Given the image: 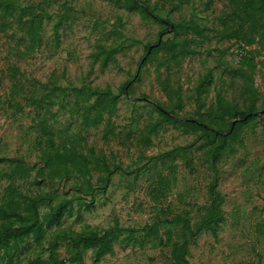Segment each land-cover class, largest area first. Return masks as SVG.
I'll list each match as a JSON object with an SVG mask.
<instances>
[{"label":"rangeland","instance_id":"obj_1","mask_svg":"<svg viewBox=\"0 0 264 264\" xmlns=\"http://www.w3.org/2000/svg\"><path fill=\"white\" fill-rule=\"evenodd\" d=\"M20 1L40 3L46 17L35 48L29 47V37L16 17L7 16L9 23L0 31V205L12 184L16 194L45 192L58 198L83 195L86 202L92 198L89 209L66 214L59 227L76 231L86 225L103 228L115 223L141 227L162 220L161 238L147 237L136 244L116 243L114 253L104 255L98 263L94 261L96 249H88L84 264H171L167 231L171 224L167 220L181 215L195 223L206 210L208 184L216 174L218 188L225 196L224 220L217 238L203 230L189 241L190 264H264V50L255 52L256 43L246 46L247 54L255 61L244 62L240 41L223 33L230 10L226 0H189L180 8L172 6L177 0H149L157 3L161 17L172 21L194 17L204 31L195 37L194 52L170 65L148 60L140 67L139 79H133V74L139 69L145 44L155 41L164 29L158 22L114 0ZM60 18L62 24L56 35L54 24ZM116 28L128 38L124 48L115 53L116 60L102 67L93 53L99 42L109 43L117 36ZM207 72L210 81L202 90L201 112L215 108L218 92L240 105L245 103V86L253 85L259 96L257 119L242 129V141L235 142L234 152L222 156L217 171L210 165L202 139L189 129L166 122L148 138L142 137L148 124L159 117L152 106L155 102L167 108L176 105V99L172 103L167 95L170 89L181 90L183 104L176 106L177 114L197 117L195 90ZM129 79L133 95L121 94L109 120L83 128L70 113L71 105L59 108L57 116L56 127L63 135H76L78 151L90 154L94 148L105 155L111 166H119L105 187L97 181V170L93 171V194L82 191L78 184L83 178L78 172L69 178H55L51 185L46 180L36 184L34 169L14 179L4 174L11 169L6 158L18 157L31 165L40 162L37 112L25 105L26 94L39 85L38 81L110 85L117 91ZM16 80L20 84L15 86ZM8 98L21 101L24 108L18 111L10 107L3 102ZM57 108L58 105L54 107ZM107 121L112 131L106 133ZM176 146L186 147L165 162L151 158ZM78 202L75 199L76 207ZM46 209L45 204L40 206L42 212ZM54 229H48V233ZM178 237L176 226L170 238ZM25 245L19 259L14 256L17 264H27L36 249L31 238ZM58 250L62 258L70 254L64 242ZM0 264L5 261L0 259Z\"/></svg>","mask_w":264,"mask_h":264},{"label":"trees","instance_id":"obj_2","mask_svg":"<svg viewBox=\"0 0 264 264\" xmlns=\"http://www.w3.org/2000/svg\"><path fill=\"white\" fill-rule=\"evenodd\" d=\"M114 1L121 2L129 10L139 11L144 17L151 18L164 27L155 41L145 44V52L138 61L139 69L133 74V79H139L140 67L148 60L170 65L171 62L176 63L194 52L192 44L195 37L203 34L204 28L194 17L182 18L178 21L161 17L157 13V3L152 4L149 0ZM185 1L189 0H177L172 6L180 8ZM226 2L230 10L225 18L226 25L223 33L228 38L238 39L239 46L243 49L242 59L246 64H254L255 58L247 54L246 46L256 43L258 49L257 51L255 49V52L264 50V0H226ZM39 9L41 5L37 2L0 0V17L3 18L0 21V31L4 30L9 23L6 20L7 16L16 17L21 29L29 37V47L35 48L40 42V29L46 17L45 12ZM17 11L18 14L15 16ZM26 15L28 16L25 17ZM61 24V18L54 24L56 35ZM114 33L117 36L111 42H99L93 53L102 67L116 60L115 53L124 48L125 40L128 38L117 28L114 29ZM209 77L210 73H205L195 90L198 105L197 117H181L177 114L176 106L181 107L183 104L181 90L180 88L170 89L167 95L172 103L174 98L176 99V105L173 104L171 108H167L162 103L155 102L152 106L159 113V117L148 124L145 131L147 133L143 132L142 137L148 138L149 134L155 133L166 122L189 129L197 134V139H202L210 165L214 171H217V164L222 156L234 152L235 142L242 141V129L257 119L259 96L253 85L245 86V103L240 105L218 92L215 108L201 112V107L204 105L202 90L207 88L204 84L210 81ZM131 81L132 79L124 81L117 91H114L110 85L104 87L88 83L62 85L54 81L48 83L38 81L39 85L26 94L25 105L32 106L37 112L40 130L37 137L40 162L38 165H31L21 158L9 157L6 159L10 161L11 169L4 174L14 179L16 175H28L34 169L33 181L36 184L46 180L51 185L55 178H69L72 173L78 172L83 178L78 184L82 187V191L93 194L95 188L92 181L93 171L97 170L99 172L97 181H101L105 187L119 166L116 164L111 166L105 155L102 152L96 153L94 148L90 149V154L78 151L75 148L76 135L70 137L69 134H61L60 127H56L57 116L59 108L71 105L70 113L79 120L81 127L97 126L103 120H109L115 113L121 94L133 95L128 87ZM19 84V80L13 83L15 86ZM3 102L18 111L24 108L18 100L8 98ZM56 105L58 108L54 109ZM236 118L238 120L231 129L232 122ZM107 123L106 133L112 131L110 121ZM185 147L176 146L151 158L165 162L166 159L174 158L175 154L184 150ZM14 191V186L10 184L0 205V259L4 260L5 264H17L14 256L16 255L19 259L26 241L30 238L36 249L29 256L27 264H84V254L88 249H96L94 261L98 263L104 255L114 253L116 243L136 244L142 243L147 237H162L161 226L164 224L162 220L147 222L141 227L122 226L119 223L103 228L86 225L80 231L59 227L66 214L71 215L75 212L80 214L83 208L89 209L92 198L86 202L83 195L58 198L57 195L45 192L23 195L16 194ZM207 193L206 210L195 223H191L190 218L181 215L167 220L171 224L167 228L170 233L168 239L171 264H190L189 241L199 232L208 230L215 238L218 237L220 225L224 220L222 205L225 196L218 188L216 174L208 184ZM75 199L79 200L77 207L74 203ZM42 204L47 207L44 212L40 210ZM176 226H179V237L171 239ZM53 227L55 229L48 233V229ZM62 242L67 245L70 253L66 258L59 255L58 248Z\"/></svg>","mask_w":264,"mask_h":264},{"label":"water","instance_id":"obj_3","mask_svg":"<svg viewBox=\"0 0 264 264\" xmlns=\"http://www.w3.org/2000/svg\"><path fill=\"white\" fill-rule=\"evenodd\" d=\"M170 28H171V27H170ZM149 49H150V48H149ZM149 49H148V52H149ZM148 52H147V53H148ZM145 56H146V55H145ZM142 60H143V59H142ZM236 120H238V118H236V119L233 120V122H232V126H231V129H232V127L234 126Z\"/></svg>","mask_w":264,"mask_h":264}]
</instances>
